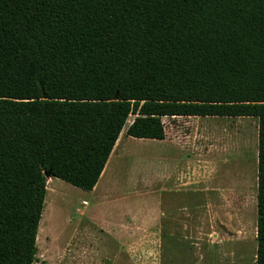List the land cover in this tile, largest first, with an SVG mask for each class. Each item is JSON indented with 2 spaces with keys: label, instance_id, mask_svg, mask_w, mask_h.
<instances>
[{
  "label": "trees",
  "instance_id": "trees-1",
  "mask_svg": "<svg viewBox=\"0 0 264 264\" xmlns=\"http://www.w3.org/2000/svg\"><path fill=\"white\" fill-rule=\"evenodd\" d=\"M131 117L258 120L264 264V0H0V264H39L46 174L93 192Z\"/></svg>",
  "mask_w": 264,
  "mask_h": 264
},
{
  "label": "rangeland",
  "instance_id": "rangeland-1",
  "mask_svg": "<svg viewBox=\"0 0 264 264\" xmlns=\"http://www.w3.org/2000/svg\"><path fill=\"white\" fill-rule=\"evenodd\" d=\"M134 120L94 193L50 179L37 240L39 264H130L125 253L132 248L138 264H257L258 120L166 118L162 143L129 138ZM180 177L195 178L197 186L190 190L206 193L131 197L135 191L181 190ZM108 195L114 199L108 201ZM116 209L132 210L142 224L152 211L161 224L122 231L123 251L117 230L102 226L117 221ZM162 212L169 218L189 216L185 222L195 228L169 229ZM199 214L210 216L201 229L193 220Z\"/></svg>",
  "mask_w": 264,
  "mask_h": 264
},
{
  "label": "crops",
  "instance_id": "crops-1",
  "mask_svg": "<svg viewBox=\"0 0 264 264\" xmlns=\"http://www.w3.org/2000/svg\"><path fill=\"white\" fill-rule=\"evenodd\" d=\"M123 133H122V135H123ZM122 135H121V137H122ZM141 141H145V140H141ZM118 142H117V145H118ZM117 145H116V147H115V149H114V151H113V153L111 155L112 158H114ZM110 159H111V157H110ZM105 170H106V168H105ZM104 172H103V175L101 176V178H105V176L108 174V169L106 171H104ZM184 177H182V178L180 177L179 180L176 181L178 183V185H179V188L181 190H169V191H165L164 190V191H160V192L147 191V190H145V191H135L134 193H131V197H134L133 199H136V198H139V199H148V198L153 199V198L164 197V195L175 196V197L176 196L177 197H185V196H189L191 194L192 195H195V194L196 195H202L203 193H206V192H203L201 189L190 190V188L197 186L196 180H195V178H193V182H190V181H186V180H188V179H186L187 177L185 179H184ZM98 184H97L96 188L98 187ZM96 188L93 190V192H90V193H94ZM105 198L108 201H111L112 199H114V197H112L111 195H108ZM83 206L87 207L88 203L87 202H83ZM200 208H201V206L199 207V211H200ZM115 212H117V221L114 222V223H111L110 221H106L105 220L104 223H102V226H104V228L109 229V230H111V229L117 230V236L119 237V246H121L120 248H122L123 251H125V249L127 247L124 246L123 243H121V233H122V231H124V230H138V229H142L143 227L145 229L155 230L156 224L157 225L161 224V222H159L160 219L156 218L152 211L147 212L144 224H142V219H138L137 214L134 213L132 210H128V212H122L121 209H116ZM200 215L201 214H199V217L195 216L193 218L194 221H198V226H196V228H198V229H201L202 225L207 223V221L210 219L209 218L210 216H207V217L204 218V217H201ZM161 218H162V222H166L167 224H169V229H172V230H176V229L187 230V229L195 228L192 225H190L189 222H185L186 220L187 221L191 220V217H189V216L188 217H183V219L181 217L180 218L179 217L174 218V216H173V218H169L167 216V213H163L162 212V217ZM139 220H141V221L139 222ZM112 224H115V225H112ZM134 251H136V250H134L132 248V249L129 250L128 253L127 252L125 253V255H127L126 258L129 259L130 264H138L137 256H135L137 254L134 253ZM121 256H122V253L120 252L119 259H120ZM120 262L122 263V261H120Z\"/></svg>",
  "mask_w": 264,
  "mask_h": 264
},
{
  "label": "water",
  "instance_id": "water-1",
  "mask_svg": "<svg viewBox=\"0 0 264 264\" xmlns=\"http://www.w3.org/2000/svg\"><path fill=\"white\" fill-rule=\"evenodd\" d=\"M50 179H51V174L50 173L46 174V180L48 181Z\"/></svg>",
  "mask_w": 264,
  "mask_h": 264
},
{
  "label": "bare ground",
  "instance_id": "bare-ground-1",
  "mask_svg": "<svg viewBox=\"0 0 264 264\" xmlns=\"http://www.w3.org/2000/svg\"><path fill=\"white\" fill-rule=\"evenodd\" d=\"M51 180L48 182L49 186H50ZM50 188V187H49ZM50 193H53L52 190H49ZM53 196V195H52ZM51 197V196H50Z\"/></svg>",
  "mask_w": 264,
  "mask_h": 264
}]
</instances>
